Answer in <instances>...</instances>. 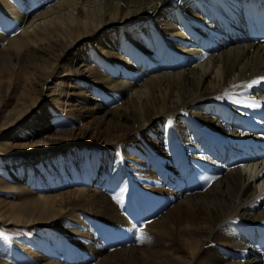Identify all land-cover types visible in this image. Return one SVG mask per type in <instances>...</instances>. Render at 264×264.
Returning <instances> with one entry per match:
<instances>
[{"label": "bare ground", "instance_id": "obj_1", "mask_svg": "<svg viewBox=\"0 0 264 264\" xmlns=\"http://www.w3.org/2000/svg\"><path fill=\"white\" fill-rule=\"evenodd\" d=\"M27 1L0 0V40L20 32L0 49V139L13 156L7 169L35 170L49 187H15L17 202L0 200V222L56 224L48 244L59 233L64 247L57 256L41 245L24 262L76 264L73 243L99 259L85 264H264V161L230 170L212 161L216 145L242 137L226 122L264 109V48L229 43L220 31L235 29L241 0ZM59 102L87 123L54 130L47 107ZM123 142L128 150L111 152ZM160 155L164 191L149 170ZM118 171L152 207V193L168 205L135 231L169 236L171 251L126 247L123 238L119 250L91 246L95 234L75 212L124 225L102 193L119 182Z\"/></svg>", "mask_w": 264, "mask_h": 264}, {"label": "rangeland", "instance_id": "obj_2", "mask_svg": "<svg viewBox=\"0 0 264 264\" xmlns=\"http://www.w3.org/2000/svg\"><path fill=\"white\" fill-rule=\"evenodd\" d=\"M8 1L11 4V0ZM24 1L28 2L27 0ZM3 16H5L6 20L9 18L7 14ZM15 31L13 32L9 31L7 35L6 34L4 35L5 38L0 40V49H3L6 46L7 39H12L20 34L19 31L17 30ZM47 108L49 112L53 113L54 115V119L52 120V126L54 130L75 131L77 129H81L85 125V123H87V121L82 118L81 120H78L75 117L76 116L75 113H73L74 115L64 114L63 107L60 105V102L53 104L52 106L50 105ZM145 133H146L145 131L138 133L140 140L145 141L144 143H147V145H149L150 143V145L152 146L151 142L154 141L152 140L151 136L149 138L145 136ZM2 140L3 139H0V200L7 202H17L18 200L16 199H19L20 196L16 191L15 187H17L18 185L25 186L26 189L36 186H40V187L43 186L42 189L43 188L47 189V187H49V184L45 183L44 180L39 181L38 180L39 177L36 174L35 170L26 169L25 171H21L19 169H7L6 162L7 160L12 159L13 156L10 155V151L8 149H5ZM14 140L15 139H12L10 137L9 142L12 143L14 142ZM128 149H129V145L126 144V142L125 143L123 142L118 145H115L113 147V151L111 152L120 155L123 150H128ZM139 151L141 153L140 149ZM71 152L72 151H68L67 153H65V155L63 153L56 160H53L55 166L59 164L57 163L58 161H62L63 159H65L66 156L71 155L72 154ZM90 154H91V159L95 161L97 159V154L94 152ZM155 159L156 160L153 161L154 164L151 162V166L153 165L155 166V168L157 167L158 168L149 169V170L150 173H152L151 175H153V173L156 174L154 175L155 176L154 180H152L155 183L154 186L158 188L155 189L157 191H162L166 187L164 184H162V180L159 177H157L158 176L157 173L160 169H162V167L166 163L162 155L155 157ZM117 173H118L117 179H119V182L117 183L118 185L115 184L116 186L111 191L104 189L105 192L103 191L102 193H104V195L109 200V202L112 203L113 206L117 209V212H119L118 214H121L120 216L124 221V225L104 222L102 219H98L94 216L87 215L81 211L75 212L76 214H78V217H81L80 221L86 226L89 232L91 231L93 232V234H95V240L93 241L94 243H92L91 246L95 245L96 247H101L102 249L119 250L123 245L118 244L117 241L123 238L124 240L125 239L127 240L126 247L140 248L142 251L144 249L145 252H149V251L154 252L157 250L159 252L171 251L173 249L171 248V246L175 245V242L169 236L167 238L166 235L145 236L144 234V236L142 237L140 234H138L135 231V226H137L138 224L144 227L152 223L153 217L151 214H153V210L158 208L159 209L166 208L168 206L166 202L165 204L162 205L161 202H159L162 200L157 197V193H152V195L155 194L153 195L154 199L155 200L158 199V203H155L152 207L150 205L151 202L148 201V197L140 195L138 193L136 186L130 180L129 181L127 180L128 178L126 177L124 178L122 173L119 171ZM156 182L158 183L161 182V184L158 185ZM113 197L115 199H113ZM112 201H114V203ZM147 203H149L150 206ZM136 204L139 205V208L141 209V214L137 212ZM3 208L4 206H0V209ZM66 218H64L65 220L62 219L61 221L63 222L64 220L65 223L67 222V220L68 221L70 220ZM55 226L56 224L53 225L51 224L50 226L36 224L28 227L25 226L19 227L15 225H6L5 223L0 222V263L28 264L27 262H24V259L33 256L32 254H35L33 253V251L35 252L37 249H39L40 248L39 246L41 245L46 246L49 243L47 240L48 238L51 237L50 230ZM58 237H59V242H57L58 240H56L55 241L56 243L48 244V245H53L54 247L52 249L54 250H52L53 251L52 253H55L57 256H60V254L62 255L63 252L59 253V251L64 247V243H63V238L61 237L60 239L59 233H58ZM68 247L72 251L75 260L77 261L79 260L78 262L76 261L77 262L76 264H85L86 262H97L99 260V259L97 260V258L95 259L91 255L90 249L87 250V248L86 249H84L83 247L81 248L80 245L78 244L76 245L73 243L72 244L69 243ZM145 256L149 257L150 255H147V253H145ZM55 261L56 262L59 261L61 263L60 259L59 260L55 259Z\"/></svg>", "mask_w": 264, "mask_h": 264}, {"label": "snow or ice", "instance_id": "obj_3", "mask_svg": "<svg viewBox=\"0 0 264 264\" xmlns=\"http://www.w3.org/2000/svg\"><path fill=\"white\" fill-rule=\"evenodd\" d=\"M260 80H264V77H261ZM260 80H254V81H252V84H258V83H260ZM252 84H249L248 87H251ZM140 233H141V236L143 237L144 236V230H143V228H140Z\"/></svg>", "mask_w": 264, "mask_h": 264}]
</instances>
